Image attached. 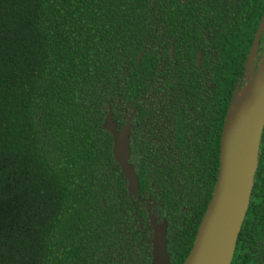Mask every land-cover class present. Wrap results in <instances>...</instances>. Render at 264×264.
I'll list each match as a JSON object with an SVG mask.
<instances>
[{
    "label": "trees",
    "instance_id": "obj_1",
    "mask_svg": "<svg viewBox=\"0 0 264 264\" xmlns=\"http://www.w3.org/2000/svg\"><path fill=\"white\" fill-rule=\"evenodd\" d=\"M263 12L264 0H0V264H148V198L181 264ZM263 41L264 28L258 57ZM109 105L118 125L136 107L177 118L169 147L140 143L133 123L139 199L102 127ZM260 149L264 191V126Z\"/></svg>",
    "mask_w": 264,
    "mask_h": 264
},
{
    "label": "water",
    "instance_id": "obj_2",
    "mask_svg": "<svg viewBox=\"0 0 264 264\" xmlns=\"http://www.w3.org/2000/svg\"><path fill=\"white\" fill-rule=\"evenodd\" d=\"M263 20L264 12L252 40L244 81L236 84L225 113L220 135L219 168L213 191L192 245L181 264H230L248 206L264 126V45L254 74L251 73L253 69L249 62L251 54H257L258 41L264 28ZM143 53L144 48L139 52L137 61H140ZM196 61L198 65L201 64V50L197 52ZM244 85L246 88L241 92ZM133 113L131 110L125 121L118 125L109 105L102 127L111 133L112 155L127 179L128 191L139 199L138 174L129 161ZM146 209L152 229L151 258L148 264H171L167 250L168 221L166 218L158 220L148 206Z\"/></svg>",
    "mask_w": 264,
    "mask_h": 264
},
{
    "label": "flooded vegetation",
    "instance_id": "obj_3",
    "mask_svg": "<svg viewBox=\"0 0 264 264\" xmlns=\"http://www.w3.org/2000/svg\"><path fill=\"white\" fill-rule=\"evenodd\" d=\"M172 47H173V52L171 53ZM198 50H201V57H202V49H198ZM198 50L196 51V56ZM169 52L170 55L173 56L174 53L173 44H171ZM140 102L141 100H138L137 104L139 105ZM154 105H155L154 103L151 104V107L152 106L154 107ZM131 110H133L134 113L132 115L130 135L132 133L133 123H134L138 132L137 137L139 139V142L141 141L140 143H147L154 148L155 147L158 148L162 145H165L167 147L178 145L179 141L176 135V124H177L176 116L173 115L171 117H166V118L158 117L152 119L151 121L148 118L146 119V117L141 114L135 116L134 118V114L138 112V107ZM130 111L125 115V119L127 115L130 113ZM195 120L196 117L194 116L193 121ZM163 123H167V129L165 130L162 129ZM147 127H150L151 130H149ZM187 135L188 133L185 132V136ZM208 137H209V133H208ZM260 142H261V138H260ZM219 145H220V140H219ZM260 155H261V149L259 144L258 162L254 174L248 206L245 215L243 217L240 230L237 235L230 264H264V191L263 189H259L258 187V185L261 184V178L263 177V171H261L260 169L261 167ZM212 191L213 188L210 192V196ZM146 206H148L151 210L156 209L154 201L150 198H148Z\"/></svg>",
    "mask_w": 264,
    "mask_h": 264
},
{
    "label": "rangeland",
    "instance_id": "obj_4",
    "mask_svg": "<svg viewBox=\"0 0 264 264\" xmlns=\"http://www.w3.org/2000/svg\"><path fill=\"white\" fill-rule=\"evenodd\" d=\"M260 58L257 56V54L256 53H252L251 54V56H250V67H252V69H253V72H251L252 74H254L255 72H256V70H257V67H258V65H259V62H260V60H259ZM248 62V63H249ZM248 65V64H247ZM251 69V68H250ZM247 70V69H246ZM248 71H250V70H247V72ZM250 73V72H249ZM251 74V75H252ZM250 76V75H249ZM246 80V79H245ZM127 111L129 112L130 111V109H127Z\"/></svg>",
    "mask_w": 264,
    "mask_h": 264
},
{
    "label": "bare ground",
    "instance_id": "obj_5",
    "mask_svg": "<svg viewBox=\"0 0 264 264\" xmlns=\"http://www.w3.org/2000/svg\"><path fill=\"white\" fill-rule=\"evenodd\" d=\"M263 24H264V20H263ZM263 56H264V50H263ZM261 66H262V62L260 63V67H261ZM245 88H246V85H244V86L242 87L241 92H244Z\"/></svg>",
    "mask_w": 264,
    "mask_h": 264
}]
</instances>
